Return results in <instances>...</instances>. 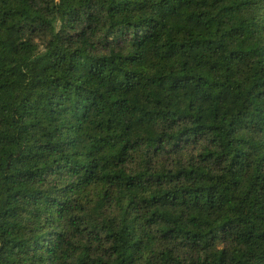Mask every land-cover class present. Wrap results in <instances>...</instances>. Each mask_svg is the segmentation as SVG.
Wrapping results in <instances>:
<instances>
[{
    "label": "trees",
    "instance_id": "obj_1",
    "mask_svg": "<svg viewBox=\"0 0 264 264\" xmlns=\"http://www.w3.org/2000/svg\"><path fill=\"white\" fill-rule=\"evenodd\" d=\"M0 264H264V0H0Z\"/></svg>",
    "mask_w": 264,
    "mask_h": 264
}]
</instances>
